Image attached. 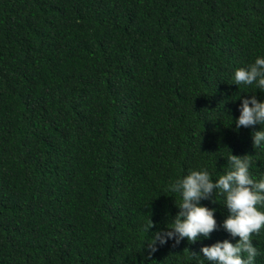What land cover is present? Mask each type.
Listing matches in <instances>:
<instances>
[{
    "label": "trees",
    "instance_id": "16d2710c",
    "mask_svg": "<svg viewBox=\"0 0 264 264\" xmlns=\"http://www.w3.org/2000/svg\"><path fill=\"white\" fill-rule=\"evenodd\" d=\"M257 57L264 0H0V264H212L202 247L239 240L219 190L200 201L209 237L150 259L145 242L190 170L215 182L248 155L264 178V124L236 126L264 102L234 83ZM252 240L264 264V229Z\"/></svg>",
    "mask_w": 264,
    "mask_h": 264
},
{
    "label": "clouds",
    "instance_id": "9594fccd",
    "mask_svg": "<svg viewBox=\"0 0 264 264\" xmlns=\"http://www.w3.org/2000/svg\"><path fill=\"white\" fill-rule=\"evenodd\" d=\"M234 83L256 84L258 89H264V57H257L248 67L237 68L234 72ZM239 111L237 128L264 124V102L258 101L254 95L250 99L242 100ZM253 140L254 147L260 146L264 142V131L255 132ZM228 160L231 169L220 175L215 182L205 169L190 170L187 175L169 185L170 191L180 193L182 197L177 206L179 211L172 220L171 227L157 231L150 242H145L146 259H150L158 251L157 243L162 246L171 239L175 242L173 246H176L185 238L190 243H195L201 236L209 237L217 229L215 209L202 206L200 201L209 199L214 191L219 190L225 197V205L230 213L222 227L233 238L239 237V240L235 244L228 240L218 241L211 246L202 247L200 251L212 264H254L259 253L253 245L252 237L264 229V210H261L264 208V178H252L249 171L250 156L231 154ZM152 227L154 225L150 219L145 231L148 232Z\"/></svg>",
    "mask_w": 264,
    "mask_h": 264
}]
</instances>
